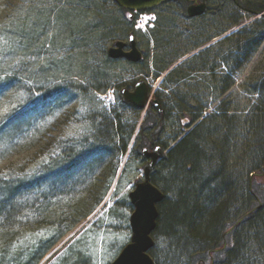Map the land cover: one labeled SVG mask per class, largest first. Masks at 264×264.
<instances>
[{
	"label": "rangeland",
	"instance_id": "374dc122",
	"mask_svg": "<svg viewBox=\"0 0 264 264\" xmlns=\"http://www.w3.org/2000/svg\"><path fill=\"white\" fill-rule=\"evenodd\" d=\"M210 2L209 12L196 20L190 19L186 14L184 16L178 10L177 3L166 4L159 8L158 14H155L156 20L150 21L145 29L141 30L139 26L138 30H131L141 17L137 18L138 21L133 23V26L130 25L126 19L127 14L112 0H1L0 94L3 93V96L5 91H8L9 97L0 99V177L13 178L20 176L19 172L27 176L32 175L37 169H45L41 178L46 181L43 183L40 196H44L43 207L49 217H44L37 223L31 214L30 220L37 223L35 227H29L34 230L33 237L56 235L73 225L79 216L72 207V210L69 209L70 206L65 207L64 203L72 206L81 201H83L81 204L87 203L90 193L84 190L89 185L92 183L95 185L100 179L110 183L106 196L93 209L90 217L70 231L38 264H112L123 248L131 242L130 218L134 207L129 195L136 184L142 181L146 163L142 156L137 157L134 153L128 155V152L131 146L136 145L133 141L139 127L141 128L143 113L124 108L122 105L117 108L118 100L114 86L119 81L127 80L128 87L133 89L134 84L140 79L151 84V89L156 91V95L168 108L169 115L164 120V125L162 123V129L161 126L157 129L158 138L162 135L163 140L169 143V149L153 175L154 185L167 195V199L159 206L161 210L159 227L153 234L155 247L149 254L155 264L189 263L190 252L184 253L171 238V231H164L160 226L165 217L163 213L165 202H168L167 207L171 211V203H179L180 192L186 188L183 177L175 182L178 171L171 168V150L177 145V141L185 137L182 131L176 134V131L180 132L179 128L180 130L184 128L176 114L180 113L181 117L189 119L191 116L190 113L183 115L176 102L178 101L180 106L196 109L207 106V109H203L204 117L215 112L223 102L227 103L226 107L232 113L238 114L237 111H240L245 114L259 99L258 95L250 94V90L264 77V38L258 47L253 48L249 45L250 40H246L252 33L249 32L252 30L249 29L252 23L258 20L259 24H264L263 18L236 12L235 6L229 0ZM32 6L40 8L43 19L28 13L27 9L22 11L25 14L19 13L22 8ZM221 12L223 14H220ZM217 13L220 15L216 16ZM31 15L35 18L30 17ZM146 15L150 19L152 14ZM237 15L242 17L241 26L233 27L222 37L226 38L243 27L245 31L221 46L220 31L232 26ZM17 24L24 26L20 29L17 28ZM153 30H156L155 34L152 33ZM201 31L206 34L201 41L209 37H219L208 47L210 49L204 47L205 43L200 52L199 49H194L196 41H192L197 40ZM256 31L259 34L255 37L264 36V26ZM23 32L25 33L22 34ZM129 33L136 36L139 48L145 55L144 63L147 67L125 62L119 65L120 67H109L105 62L107 49L116 41H125ZM186 40L191 42L190 53L184 56V59H175L179 52H176L173 45L182 44L183 48ZM202 52L205 54L201 58L199 56ZM231 54L233 55L228 58V64H223L221 57H228ZM186 59L190 62L191 68L217 67L216 74L195 73L190 80L169 82L168 87H165L167 81L171 80L172 71L174 73L177 70H185L183 61ZM235 63L241 65L242 69L232 72L236 84L225 94L220 77L222 71L227 72L226 67L233 71ZM148 66L149 72L144 73ZM161 66L168 68L158 74ZM171 68L172 71L169 72ZM185 71L189 73V69ZM108 75L113 85L105 92H96L95 88L99 85L97 80L105 79ZM173 80L174 78L171 81ZM47 86L53 88L52 94L48 93L38 100L37 104L27 102L30 88ZM167 91L171 93V102L177 107L171 111L172 115L169 111L172 104ZM35 92L33 93L37 96L38 93ZM113 108H117L116 114L123 116L131 124L130 130L135 125V131L128 152L117 157L109 154L105 166L101 168L104 152L99 147L100 142L94 140L100 126L111 117V114H115L112 113ZM174 111L175 113H172ZM25 113L24 117L19 118ZM146 117L147 115L144 121ZM241 117L238 120L243 122L242 127L239 129L234 125L233 129L226 133L230 141L229 173H235L238 163L244 162L248 139L250 138L251 142L255 141L258 132H262L264 137V119L259 121L252 118L246 124L248 119L244 115ZM201 120L197 119L193 125H189L186 134ZM15 125L17 128H14ZM250 132L251 136H248ZM218 136L214 133L211 139L214 140ZM73 146L72 154L76 155L79 151L80 156L83 154L85 157L64 156L62 147ZM79 161L82 162L76 167ZM262 162L263 160L256 159V163ZM243 164L247 163H240L237 169L242 173L245 170ZM62 165L63 169L76 166L63 172L64 174L59 172L53 181H50L51 178L46 179V175L49 177L57 171H62ZM116 165H118L116 175L112 177L110 171ZM217 167L218 164H215L214 169ZM212 175L215 174L209 171L205 177ZM216 175H220L218 179H221L220 173ZM80 177L85 178L84 185L81 188L73 186L77 185L76 181H79ZM243 177L246 178V175L243 174ZM56 183L63 188L68 186L74 189L64 202L61 190L51 188ZM236 208L244 210L240 205ZM235 217V214L231 216L234 223ZM77 231V235L72 237ZM235 239L238 244L228 258L230 264H264V215L245 223L240 234L238 230L235 232ZM14 247L12 246L11 251L17 249ZM50 256L52 257L49 258ZM207 264H210V261H207Z\"/></svg>",
	"mask_w": 264,
	"mask_h": 264
},
{
	"label": "trees",
	"instance_id": "16d2710c",
	"mask_svg": "<svg viewBox=\"0 0 264 264\" xmlns=\"http://www.w3.org/2000/svg\"><path fill=\"white\" fill-rule=\"evenodd\" d=\"M229 1H231L236 7H234V10L236 12H242L241 14L247 13L251 15L252 12L264 13V0L239 1L240 7L235 4L234 0ZM173 3L179 5L178 10H180L184 16L185 14L187 15V13H185V0H177ZM26 9L28 13L35 14L36 17L43 19V12L39 7H25L22 8L19 13H22V11H25ZM123 12L126 11L123 10ZM22 14L25 13L23 12ZM220 14L223 13L221 12ZM220 14L217 13L216 16H219ZM30 17H34V15H31ZM262 18L264 22V17ZM126 19L131 25V21L127 16ZM241 20L242 17L237 15L234 19L233 25L225 28L223 31L221 30L219 36L224 35L233 27L241 26ZM255 21L254 24L252 23L249 27V29H252L249 32L252 33H250L249 37L246 39L250 40L249 45L252 48L254 46L258 47L261 44V39L264 38V36L255 37L259 34L256 30L259 27L264 26L263 23L259 24L258 20ZM12 26L14 27L15 24ZM22 27L17 24V28L21 29ZM244 28L245 27L223 39L220 42L221 46H224V43L226 42H230L234 37L239 36L242 31H245ZM20 29H18V32H20ZM131 30H133L132 27ZM24 33L25 32L22 34ZM152 33L155 34L156 30H153ZM204 35L206 34L201 31L199 32L197 40L192 41H196L195 43H197V45L195 44L194 49L203 46L214 38L209 37L205 41H201ZM190 44L191 42L187 40L186 43L184 42L183 48L181 47L182 44H174L173 47H175L176 52H179V55H175V59L182 58L190 53ZM238 50L241 51L240 49ZM204 54L205 53L202 52L199 57L202 58ZM232 55L233 54L228 57H221L222 63L228 64V58ZM105 62L106 64L108 63L109 67L114 68L120 67L119 65L124 61L111 60L106 53ZM239 62L242 65V62ZM189 63L188 60L183 63L184 69H189V73H186L185 70H177L174 73L173 71L171 72V80L174 78L171 83L190 80L195 73L202 72L203 74L208 72L210 75L212 73L216 74L217 67L209 68L208 66H203L191 68ZM241 65L235 63V69L233 71H230L228 67H226L227 72L222 71L220 78H222L224 84L223 93L226 94L233 85L236 84V81L232 78V72L235 73L240 71L242 69ZM167 68L168 66H161L158 71L161 73ZM108 78L109 75L106 76L105 79L97 80L99 85L95 88L96 92H105L113 85ZM25 79L28 80V78ZM106 80L108 81L105 82ZM169 82L170 81H167L166 86H168ZM52 90L53 88L49 86L35 89L30 88L28 90L30 95L27 98V102H35L37 104L38 100L45 95L48 93L52 94ZM32 91L40 94V96L36 98ZM250 92L252 95H258L259 99L255 102V104H257L248 110L249 112L245 114L240 111H237L238 114L232 113L231 110L226 107L227 103L223 104V102L215 112L210 113L202 120V122L198 123V125L192 131L188 132L171 150V168L178 171L176 176L177 180L175 182H177L180 177H183L184 182H186V188L180 192V202L171 203V211L167 207L168 202H165L163 205V213L165 217L160 226L164 231H171V238L176 241L177 245L180 246V249L184 253L187 251L190 252L191 256L188 264H202V261L204 260L210 261V256L213 257L216 264H230L228 258L231 256L232 250H235V245L238 244L236 241L237 239H235V232L238 230L240 234L242 226L250 221V219L253 220V218L260 215L262 217L264 215V137L262 132L257 133L258 137L255 141L251 142L250 138L248 139L249 144L247 148H245V153L247 154L244 159V162L247 164H243L245 167L244 173L240 172V169L237 170L240 163H244L242 161L238 163L235 173L228 172L230 141L229 136L226 135V133L233 129L234 125L238 126L239 129L242 127L243 122L238 120L239 118H242L241 115H244L248 119L246 124L252 118H257L259 121H263L264 119V77L262 81L257 83V86L255 85L253 89L250 90ZM2 94H0V99L9 97L8 91H5L3 96ZM117 97L118 106L122 105L124 108H130L133 111L136 110L130 104H124L122 102L120 93L117 94ZM176 103L182 110L183 114L187 111H190V114L193 113L195 119L194 121L191 120L190 125H193L197 119L203 117L202 112L205 111L203 109L207 108V106H201L199 109H196L189 106H180L178 101ZM171 104V109H177L173 102H171ZM117 108H113L114 111H111L112 113H115L111 114L112 118L108 117L107 121L100 126L101 128L97 131L98 134L94 140L95 142H100L99 147L101 151L104 152L100 163L101 168L105 166V161L107 160L106 157L109 154L113 157L126 154L133 132L135 131V125L130 130L129 127L131 124L126 121L123 116L116 114ZM24 115H26V113L19 116V118L24 117ZM166 118L164 112L160 113L153 104L150 106L132 153L137 157H143V150L150 149L154 146L158 139L157 129H160V126L162 129L164 125L163 122ZM14 128H17V125H15ZM214 133H217L219 136L213 140L211 139V136L213 137ZM251 133L252 132H250L248 136H251ZM39 140L40 139H37V141ZM84 144L85 143H83L82 146H84ZM73 148L74 146L69 151L63 150L64 156L67 158L79 157L81 154L79 151L76 155L72 154V152H74L72 151ZM81 156L85 157L83 154ZM258 158L263 160V162L260 164L256 163V159ZM81 162L82 161H79L78 165L76 164L77 166H75H80L79 163ZM215 164H218L216 169H214ZM57 165L60 166L59 163ZM75 166L63 169L64 165H62V171H57L49 177L46 175V179L48 180V178H51L50 181H53L57 178L59 172L64 174L63 172H67ZM117 167L118 165L113 167L112 171H110V176L113 177L116 175ZM44 171V168H40L33 171L32 175L28 174L26 176L23 175L22 172H19L21 175L14 176L13 178L8 177L9 179H7L0 177V264H38L70 231L92 214L94 211L93 209L97 207L106 196L110 185L109 182H103L101 179L95 185L94 183L89 185L88 188L85 189L86 191L84 190V192L90 193L86 200L87 203L81 204L83 202L81 201L75 206L69 205V203H64L65 207L70 206L69 209L72 207L74 212L76 211L79 216L73 225L61 231L59 234L36 238L33 237L34 230L29 227H35L37 223H40L39 220L44 217H49L46 213V209L43 207L45 206V203L42 201L44 196H40V193L43 190V183L46 181L41 178L44 175ZM209 171H211V174L215 175L205 177L206 173ZM216 173L221 174V179H218L220 178V175H216ZM243 174L246 175V178L243 177ZM83 181H85V178L80 177V180L76 181L77 185L73 186L81 188L84 185ZM100 182L101 184L99 185ZM55 185L51 186V188H59V190H61L63 202L74 191L73 188L68 186L63 188L62 185H57V183ZM239 205L244 207V210H237L236 207ZM81 212H83L82 215H80ZM31 214L37 223L34 220H30ZM66 214L68 215V212H66ZM234 214L236 215L235 223L231 221L233 220L231 219V216ZM193 217H196V219ZM242 218L243 220L240 223L239 221ZM232 228V234L230 235L228 232ZM179 230L180 232H178ZM48 232L51 233L52 231ZM225 242H227V247H224ZM12 246H15L14 248L17 249L11 251ZM216 250H219V252H216Z\"/></svg>",
	"mask_w": 264,
	"mask_h": 264
},
{
	"label": "water",
	"instance_id": "95a60500",
	"mask_svg": "<svg viewBox=\"0 0 264 264\" xmlns=\"http://www.w3.org/2000/svg\"><path fill=\"white\" fill-rule=\"evenodd\" d=\"M120 7L129 11H146L154 9L172 0H113ZM206 3H196L188 8L191 18L203 16L206 12ZM257 16L260 14L253 13ZM127 44L119 41L114 47L109 48L108 56L111 59L124 58L129 62L138 63L142 59L141 52L137 49L135 38L130 40L129 52L125 51ZM124 102L134 105L140 110H145L149 101V91L145 82L136 84L134 92L123 91ZM159 106L157 100L154 101ZM144 155L151 158V163L145 169V180L137 184L130 194L135 211L131 216L132 229L131 243L128 244L118 258L112 264H155L149 252L155 246L153 233L157 228L159 218L158 204L165 199V194L151 183V173L157 162L165 156L161 147H155L152 151L144 150Z\"/></svg>",
	"mask_w": 264,
	"mask_h": 264
},
{
	"label": "flooded vegetation",
	"instance_id": "af4514ba",
	"mask_svg": "<svg viewBox=\"0 0 264 264\" xmlns=\"http://www.w3.org/2000/svg\"><path fill=\"white\" fill-rule=\"evenodd\" d=\"M186 1V3H187V8L190 6V5H192L193 3H195V1L196 0H185ZM199 3H201V2H207V4H209L208 2H209V0H197ZM133 19L135 20L136 19V17H134L133 16ZM143 62V64H142V66L143 67H147L146 66V63H144V60L142 61ZM144 73H147V72H149V66H148V70H144L143 71ZM121 89H123V86H121V87H119V90H121ZM171 92V91H170ZM169 96H170V99H169V101H170V104H171V93H169ZM162 103H163V105H162ZM161 105H162V107L161 108H159L158 106H156V105H154L158 110H159V112L160 113H163L164 112V116L166 115V117L167 116H169V115H167V111H168V108L166 107V105L164 104V102H161ZM169 111H170V114H171V111H173L172 109H171V107L169 108ZM172 113H175V111L174 112H172ZM188 113H190V112H185V114L187 115ZM172 115V114H171ZM184 115V114H183ZM190 116H191V119H189V117L187 118V117H181V114L180 113H177L176 114V117H178L179 119H180V122L182 123V125L184 126V128H182V130H180V128L178 129L180 132H177L176 131V134H180L181 133V131L184 133V135L186 134V129L189 127V125L191 124V120L192 121H194V116H193V113H191L190 114ZM171 117V116H170ZM172 141V140H171ZM157 146H160V147H162L163 149H168V146H169V143L167 144L166 143V141H164L163 140V136L162 135H160V138H158L157 140H156V142H155V144H154V146L153 147H151L150 148V150L152 151L155 147H157ZM72 147H70V148H64V147H62V150H64V151H69L70 149H71ZM63 152V151H62ZM143 160H144V162L146 163V166L147 165H149L150 164V162H151V159L150 158H143ZM145 166V167H146ZM156 170V169H155ZM155 172V171H154ZM154 172H153V174H152V176L154 175ZM243 218H245V217H243ZM242 218V219H243ZM233 229H231V231H232ZM231 231L229 232V234L231 233ZM226 244H227V242H225ZM209 259H210V264H213V257H209ZM202 264H207V261L206 260H204V261H202Z\"/></svg>",
	"mask_w": 264,
	"mask_h": 264
},
{
	"label": "bare ground",
	"instance_id": "6f19581e",
	"mask_svg": "<svg viewBox=\"0 0 264 264\" xmlns=\"http://www.w3.org/2000/svg\"><path fill=\"white\" fill-rule=\"evenodd\" d=\"M210 1H212V0H210ZM234 1H235V4L238 5V0H234ZM148 20H149V19H148ZM141 51H142V50H141ZM142 52H143V51H142ZM226 247H227V245H226ZM213 264H216V263H215V260H213Z\"/></svg>",
	"mask_w": 264,
	"mask_h": 264
},
{
	"label": "snow or ice",
	"instance_id": "6c2138e0",
	"mask_svg": "<svg viewBox=\"0 0 264 264\" xmlns=\"http://www.w3.org/2000/svg\"><path fill=\"white\" fill-rule=\"evenodd\" d=\"M147 19V18H146Z\"/></svg>",
	"mask_w": 264,
	"mask_h": 264
}]
</instances>
